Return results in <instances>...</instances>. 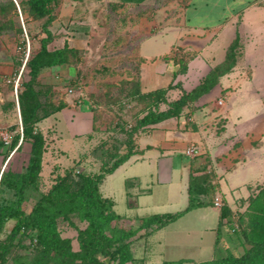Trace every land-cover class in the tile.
Wrapping results in <instances>:
<instances>
[{
	"label": "rangeland",
	"instance_id": "obj_1",
	"mask_svg": "<svg viewBox=\"0 0 264 264\" xmlns=\"http://www.w3.org/2000/svg\"><path fill=\"white\" fill-rule=\"evenodd\" d=\"M63 1L59 0L55 13ZM73 1L82 3L79 5L81 8H78L80 17L77 19H79L80 23L84 22L86 12L93 11L94 18H97L101 12L103 17L102 20H97L92 30L84 34L88 40L87 48L75 49L77 54L70 59L69 64L73 69V73L68 74L67 78L63 80V90L61 91L63 94L70 93L69 90L77 93L76 104L81 105L83 108H89L94 113V128H91L88 118L82 119L76 116L74 119L69 118L66 121L58 122L63 138L58 142L52 137V132L49 129L44 127L41 130L46 138L47 146L46 153L43 155L39 192L48 190L56 175L57 168H55V165L58 163L72 167L78 165L75 167V172L82 170L86 172L96 171L100 167L99 158L102 151L97 148L101 140H105L108 148L115 146L122 153L124 151L123 143L127 136L126 129H130L135 124L136 119L146 111L145 102H139L132 95V91L136 90L138 92L139 90L140 63L136 56L134 40L128 35L123 36L120 32L125 27L126 24L124 22L126 21H122L118 14L112 12L115 9L112 11L108 10L107 5L97 3L94 6H90V4L87 6L85 4L86 0ZM89 1L96 2L98 0ZM174 1L157 0V6L167 7L166 12L175 11L177 14H182L188 0H177L178 4L175 6ZM69 3V0H67V5ZM251 6L255 7L254 10L261 7L264 8V0H254L252 4L244 3L240 8L236 9L237 13L229 21L203 20L200 17L189 15L188 25L214 28L210 29L214 36H212V40L207 44L204 52L179 51V57L183 56L184 58H182L186 63L190 61L192 63L194 59H197L198 63H205L204 66L202 64L205 70L213 68L224 63L228 48L234 42L235 37H237L234 49V63L231 69L223 76L231 74L229 77L221 79L222 87H225L221 91V95H229L225 98L227 104L222 106V104L220 105L215 101V105L219 110L220 108L225 109L228 105L231 118L234 119L239 130H250L247 133L248 147L253 150L254 155L256 153L261 154V159L264 160V27L261 26H264V21H254L256 23L254 26L255 33L246 26L243 14ZM9 7V0H0V142L3 144L2 146L0 145V148L4 149V146H6L8 150H10L12 139L20 132L18 112L15 105V87L17 88L16 93H18L19 79L22 74L21 68L27 54L26 37L28 38L29 49L36 51L39 48L40 37L45 35L41 29L44 19H32L26 14H21L26 33L23 30L19 31L17 28L21 27L20 17L19 15L13 16ZM180 18L181 16H179ZM77 19L76 21L71 19L67 22V25H62L59 28V33L61 34L64 31L63 34L70 36L71 29H69V26H77ZM224 23H230V27L227 28L222 25ZM121 24H124V26ZM260 26L262 27L261 29ZM258 28L259 30H257ZM126 33H128V30ZM57 35L55 34V37ZM160 39L159 35L153 38L152 46L150 50H147V54L152 55L150 64L143 69V78L148 89L166 86L173 78L172 66L167 60L169 58L165 59L163 57H169L168 54L173 48L171 44L175 40V33L173 30L168 31L167 35ZM22 78L28 79L27 76H22ZM168 97L171 100L172 97L170 95ZM164 108H166V105L161 104L160 109ZM42 122L43 120L37 124V127H40L39 125ZM186 129L195 130L189 124ZM213 132L218 133L220 130L215 129ZM75 133L78 134L76 138L73 137ZM91 134L95 136L96 141L92 148H88L87 137ZM29 150V143H22L20 150L15 152L9 160L6 169L9 168L15 172L22 171L27 163ZM78 150L83 152L78 162H76V159L73 161L71 156L75 155V151ZM65 152H68L67 155L69 156L64 155ZM81 157H85L87 159L86 162L81 164ZM180 159L181 155L177 154L175 156V164L170 171L171 179L160 181L163 183H159L158 180L163 179L158 175V180H156V170H152V163L150 172L153 173V176L151 177L142 166L143 164L137 163L127 171V175L120 169L114 174L106 176L102 182L101 191L105 196H109L115 201L113 210L132 222L133 226H137L138 220L143 217L181 211L188 204L185 193L181 192L178 183L177 166H179ZM3 162L0 164V173L4 168ZM162 166L163 164L160 165L161 168ZM135 175L140 176L141 186L147 189L148 193L137 194V184H133L134 189L131 190V195H126L125 178ZM240 180L241 178H238L235 182H240ZM247 182L251 185L250 190L245 186L246 188L237 190L233 194L234 197L238 198L233 202L234 207L230 210L229 223H225L228 224V234L224 236L228 240L229 245L235 249L233 255H237L235 253L240 251L238 244L240 241H244V232L248 231L250 223L248 216L244 214L245 209L241 210L240 208L244 204L247 205L249 198L254 196L260 189L264 191V164L253 166V171L250 178H247ZM226 184L223 179L222 188ZM209 186L207 195H211L212 190L215 188V186ZM249 193L250 195L247 196ZM233 195L228 192V200H231ZM37 196L38 192H30L26 210H29ZM10 197V192H2L0 194V203ZM242 197L247 199L242 200ZM170 202L173 204L169 205ZM253 208L254 210H264V201H256ZM193 209L195 208L189 211ZM189 211L167 224L166 228L154 230L153 233L151 232L152 230L138 232L130 241L133 254L131 264H163L166 261L185 259L186 263L207 261L210 256L206 253L210 232H205L204 234L202 232L201 234L200 231H202L204 224L195 219L193 212ZM188 212L189 214L187 215L186 213ZM74 221L80 227L84 226L83 223H79L76 219ZM12 224L13 221H8L5 224L3 232L0 234V240L4 239L5 235L8 234ZM187 226H191L192 229L186 231ZM59 229L63 236H69L73 239V248L76 249V230L67 221L63 220L59 221ZM263 235L264 231L262 235L258 233L252 234L255 237ZM16 242L19 244L12 248L5 264H13L12 258L17 254L29 257L33 253L28 239L25 237L17 236ZM198 243L202 245L201 249L196 247Z\"/></svg>",
	"mask_w": 264,
	"mask_h": 264
},
{
	"label": "trees",
	"instance_id": "obj_2",
	"mask_svg": "<svg viewBox=\"0 0 264 264\" xmlns=\"http://www.w3.org/2000/svg\"><path fill=\"white\" fill-rule=\"evenodd\" d=\"M9 4L13 16L20 17L21 14H26L32 19H44L41 29L45 35L40 37L39 48L36 51L29 49L21 71L16 97L22 130L12 139L6 156V158L9 156L22 136V142L13 154L20 150L22 143H29L27 163L20 172L6 169L12 154L0 174V194L5 191L11 193L9 199L0 203V234L6 223L13 221L8 234L0 240V264L7 262L12 248L19 244L16 242L17 236L28 239L33 253L29 257L21 254L13 256V264H131L133 261L131 239L142 230L151 231L161 228L190 209L202 206L203 203L199 202L197 197L208 190L207 177L190 174L189 203L185 209L140 218L137 226H133L132 222L113 210V201L102 196L99 190L100 183L106 175L114 172L137 152L134 141L135 134L140 129L169 118L179 117L185 106L208 93L218 83V79L227 73L234 63L237 37L229 46L224 63L213 67L198 85L188 92L183 91L178 98L167 100L166 93L171 89V85L146 93H141L140 89L138 92L132 91V95L139 102H145L146 111L136 119L130 129H126L124 151L121 153L115 146L108 148L105 140H101L97 148L102 151L97 172L83 170L75 172L73 168L66 169L63 173L55 175L46 192H39L42 161L47 144L37 124L59 111L65 104L62 101L55 104L53 101L55 94L51 86L42 84L38 77L44 68L69 65L70 59L77 54V50L67 44L58 49L47 48L53 37L48 26L55 17L59 0L18 1L20 14L12 0H9ZM17 29L23 30L22 26ZM182 57L176 59L179 62L180 72L186 70V61ZM22 76H27L28 79H23ZM161 104H165L166 108L160 109ZM0 145L3 144L0 142ZM262 190L249 198L244 211L250 223L248 231L244 232V241H240L241 246H244L243 253L233 255L230 252L225 256L192 264H264V235L252 236L254 233L262 235L264 231V210L253 208L256 201H264ZM30 192H38V196L29 210H26ZM229 213L230 209L222 205L220 220L225 219V223H229ZM74 219L84 226L80 227ZM60 220L67 221L76 230L77 249L73 248L71 238L61 235ZM184 262V260L166 261L163 264H184Z\"/></svg>",
	"mask_w": 264,
	"mask_h": 264
},
{
	"label": "crops",
	"instance_id": "obj_3",
	"mask_svg": "<svg viewBox=\"0 0 264 264\" xmlns=\"http://www.w3.org/2000/svg\"><path fill=\"white\" fill-rule=\"evenodd\" d=\"M16 1L18 2L22 0ZM69 2L68 5L67 0L62 2L60 8L55 13L54 19L48 26L54 36L53 40L47 45L49 50L62 48L65 44L78 50L87 48L88 40L84 34H87L89 30H92L98 19H103L101 12L97 18H94V12L90 11L89 13L86 12L84 22L80 23L77 18L80 17L78 8H81L79 5L82 3L73 0H69ZM253 2L254 0H188L182 14H177L175 11L166 12L167 7L161 5L157 6V0H98L96 2L86 0L85 4L87 6L88 4L94 6L97 3L107 5L108 10L112 11L115 9L112 12L118 14L122 21H126L124 22L126 24L125 27H123L120 32L123 36L128 35L132 37L134 40L133 42L136 44V56L140 63L138 80L140 92L146 93L158 88H166L171 85V89L166 93L168 101H171L178 98L183 91L188 92L192 90L212 69L207 68L205 70L203 68L205 63L201 62L200 64L197 59H194L192 63L190 61L185 64L186 70L184 72H180L179 70V62L176 61V59L179 58V51H197V53H202L207 44L211 42L212 36H214L213 32H210V29L214 28H209L208 26L188 25L187 22L190 19L189 15L200 17L203 20L229 21L237 13L236 9L240 8L244 3L252 4ZM173 3H175L174 6L178 4L177 0ZM254 8V6L247 8L243 14L246 26H248L253 33H255L254 26L256 24L254 21H264V8H257V10H254ZM179 16H181L180 19ZM71 19L75 21L77 19L78 24L77 26H69V29H71V35L68 36L63 34L64 31L60 34L59 28L62 27V25H67V22ZM121 25L124 26V24ZM222 25H225L227 28L230 27V23H224ZM261 26L264 27L263 25ZM261 26L260 29L262 28ZM154 29L156 30L154 31ZM127 30L128 33H126ZM171 30L175 33V40L171 44L173 48L168 54L169 57L164 56L163 58H169L167 60H169L172 66L171 72L173 73V78L166 86L148 89L143 78V69L146 65L150 64L152 55H148L147 50H150L153 38L159 35L162 39L167 35L168 31ZM257 30H259V28ZM55 34L58 35L55 37ZM71 73H73L72 67L67 64H62L60 66L42 69L38 77L42 84L51 86L55 94L53 97L55 104L60 101L65 104L63 108L49 115L39 125L40 130L44 127L45 129H49L56 142L63 139L61 129L58 127L59 121L63 122L69 118L74 119L76 116L82 119L88 118L91 128H94V113L89 108H83L81 105L76 104L77 93L70 92L63 94L61 92L63 90V80ZM230 74L222 76L218 80V83L208 93L200 96L192 104L185 106L179 117L169 118L140 129L137 134H135L134 141L137 152L116 168L114 172L106 175L108 177L120 169L125 172V175H127V171L131 169L133 165L141 163L151 177L153 176V173L150 172L152 163V170H156V180H158V175L163 179H159V183H163L160 181L171 179L170 171L175 164V156L180 154L181 159L179 160V166H177V174L179 175L178 183L181 192L185 193L187 204L189 203L188 185L190 174L193 173V175L196 176H205L207 177L208 185H211V187L215 186L211 195H207L208 191L198 195V201L205 206L193 209L195 211H189L193 212L195 219L201 224H204L202 231H200L201 234L202 232L203 234L205 232H210L209 241L207 243L208 247L206 249V253L210 255L208 260L225 256L230 252H235V249L232 248L229 245L228 240L225 239L224 235L228 234V224H225V219L223 221L220 220V208L213 205V196L218 193L222 198L223 204L232 210L234 207L233 202L238 198L234 197L233 194L237 190L246 188L245 186L250 190L251 185L247 182V178H250L253 166L264 164V160L261 159L262 155L259 153L254 155L253 150L247 145V133H249L250 130H239L238 125L234 119L231 118L228 105L225 109L220 108L219 110L216 108L215 101L218 103L220 97H224L222 106L227 104L225 98L229 95H221V91L225 88L222 87L221 79L229 77ZM169 95L172 97L171 100H169ZM212 95L214 96L211 97ZM186 116H188V118H186ZM232 116L234 117V115ZM188 124L193 126L195 130L186 129ZM215 129H219L220 132H213ZM77 136V133L73 134L74 138ZM95 141L96 139L93 134L88 135V148H92ZM190 145H196L199 147V152L194 157L184 154L185 148ZM59 149L62 150L60 147ZM75 152V155H72L71 158L73 157V161L76 159V162H78L83 151L78 150ZM8 153L9 150L6 146H4V149L0 148V164L4 161V165ZM45 153L46 151L44 154ZM67 153L68 152H65L64 155H67ZM87 154H89V152H87ZM86 160L85 157H81V164L86 162ZM162 164L163 166L161 168L160 165ZM59 166L60 168H58ZM77 166L78 165L72 167L69 165H63V163L62 165L58 163L55 165V168H57L56 174L63 173L64 170L70 168L76 170L75 167ZM98 169L94 172H97ZM238 178H241L240 182H235ZM223 179L227 183L224 188L221 186ZM102 182L100 183L99 190L102 196L113 201L114 209L115 201L111 197L105 196L101 191ZM133 184H137V194L148 193L147 189L141 186L140 176L135 175L125 178L126 195H131V190L134 189ZM228 192L233 195L231 200H228L227 198ZM249 195L250 193L247 196ZM246 197H242V200L247 199ZM172 204L173 203L171 202L169 203V205ZM246 206L247 205L244 204L240 209L244 210ZM189 212L186 214L188 215ZM167 226L168 225L161 228H166ZM187 227L186 231L192 229L191 226ZM161 228L152 229L151 232L153 233L154 230H160ZM61 235L63 236L62 233ZM196 247L201 249L202 245L198 243ZM238 249L240 251L235 254L241 255L244 251V246H241L239 243ZM184 261V264L194 263H186V259Z\"/></svg>",
	"mask_w": 264,
	"mask_h": 264
},
{
	"label": "built area",
	"instance_id": "obj_4",
	"mask_svg": "<svg viewBox=\"0 0 264 264\" xmlns=\"http://www.w3.org/2000/svg\"><path fill=\"white\" fill-rule=\"evenodd\" d=\"M27 41H28V38L26 37ZM69 92H71V90H69ZM16 96V95H15ZM224 102V97H220L218 99V104H223ZM199 152V147L196 146V145H190L188 146L186 149H185V154L188 155V156H191V157H194L195 155H197ZM212 203L214 206L216 207H219L221 208L222 205H223V201H222V198L221 196L217 193L213 196V199H212ZM35 241V240H34Z\"/></svg>",
	"mask_w": 264,
	"mask_h": 264
},
{
	"label": "water",
	"instance_id": "obj_5",
	"mask_svg": "<svg viewBox=\"0 0 264 264\" xmlns=\"http://www.w3.org/2000/svg\"><path fill=\"white\" fill-rule=\"evenodd\" d=\"M14 3H15V5H16V7H17V11H18V13L20 14L21 12H20V8H19V5H18V2L16 1V0H12ZM20 19H21V26H22V29H23V31H24V33H25V26H24V23H23V21H22V17L20 16ZM28 53H29V44H28V41H27V54H26V57H25V60H24V63H23V66H24V64H25V62H26V59H27V57H28ZM23 66H22V68H21V71H22V69H23ZM15 95H17V93H16V87H15ZM15 104H16V108H17V112H18V119H19V124H20V130H22V123H21V116H20V110H19V104H18V99H17V97L15 96ZM22 142V136L20 137V139H19V142H18V144L16 145V147L13 149V151L9 154V156L6 158V160H5V164L8 162V160L10 159V157H11V155L13 154V152L15 151V149L20 145V143ZM5 164H4V166H5ZM3 170V169H2ZM2 170H1V172H2ZM1 174V173H0Z\"/></svg>",
	"mask_w": 264,
	"mask_h": 264
}]
</instances>
